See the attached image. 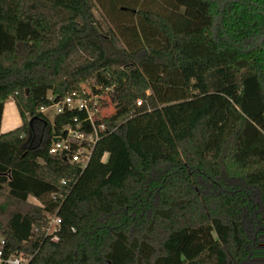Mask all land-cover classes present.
Returning <instances> with one entry per match:
<instances>
[{"label":"trees","instance_id":"trees-1","mask_svg":"<svg viewBox=\"0 0 264 264\" xmlns=\"http://www.w3.org/2000/svg\"><path fill=\"white\" fill-rule=\"evenodd\" d=\"M89 80L114 111L83 168L40 110ZM0 233L30 264H264V0H0Z\"/></svg>","mask_w":264,"mask_h":264},{"label":"built area","instance_id":"built-area-1","mask_svg":"<svg viewBox=\"0 0 264 264\" xmlns=\"http://www.w3.org/2000/svg\"><path fill=\"white\" fill-rule=\"evenodd\" d=\"M79 93L67 96L65 99L48 107H43L40 114L44 116L46 125L49 124L47 140L51 143L49 154L55 157L65 158L71 164H79L87 167L92 159L98 142L111 133V129L105 123L103 97L96 95L90 88H83ZM150 95V92H147ZM54 98H51L53 100ZM145 100H137V106L141 107ZM54 112H53V111ZM78 110L85 113V120L81 121L76 117L74 123L64 126L60 131L55 129V122L59 116L65 115L68 111ZM88 127H85V125ZM107 155L104 156L105 162ZM63 186H67L65 180ZM38 206H42L35 198ZM49 224L46 230L47 236L53 242H59L62 219L57 215H49ZM4 242L2 241V246ZM32 257L25 254H12L5 256L3 247L0 248V264H30Z\"/></svg>","mask_w":264,"mask_h":264},{"label":"rangeland","instance_id":"rangeland-1","mask_svg":"<svg viewBox=\"0 0 264 264\" xmlns=\"http://www.w3.org/2000/svg\"><path fill=\"white\" fill-rule=\"evenodd\" d=\"M145 1H147V0H145ZM95 15H96V18L102 24L104 32H106L109 28H114L115 27V25H114L113 21L111 20V18L108 17L106 13H103L101 9H97L95 11ZM93 84H94V82L89 80V81L84 82L81 85V88L82 89L83 88H90V85H93ZM50 96H51V93H50ZM107 101H108L109 105H108V108H105V110H104L105 114H107V113L109 114V113H112L114 111L113 110L114 106L110 103V100L107 99ZM3 119H4V122H3L2 131L4 133H8L10 131H14V130H16L17 128H19L22 125L21 117H20L19 113L17 112V108H16V105H15L13 100H9L7 102L6 107H5V112H4V118ZM29 204H31L33 206L37 205V203L34 202V200H30ZM2 241H3V237H2V235L0 233V248L2 247Z\"/></svg>","mask_w":264,"mask_h":264},{"label":"crops","instance_id":"crops-1","mask_svg":"<svg viewBox=\"0 0 264 264\" xmlns=\"http://www.w3.org/2000/svg\"><path fill=\"white\" fill-rule=\"evenodd\" d=\"M17 108V107H16ZM17 112H18V109H17ZM19 113V112H18ZM20 115V114H19ZM22 121V120H21ZM3 122H4V119H3ZM3 122H2V127H3ZM2 133H4L3 131H2Z\"/></svg>","mask_w":264,"mask_h":264}]
</instances>
